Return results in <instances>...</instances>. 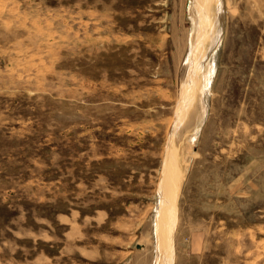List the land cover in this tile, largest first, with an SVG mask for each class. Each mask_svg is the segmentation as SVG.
<instances>
[{
    "label": "rangeland",
    "instance_id": "obj_1",
    "mask_svg": "<svg viewBox=\"0 0 264 264\" xmlns=\"http://www.w3.org/2000/svg\"><path fill=\"white\" fill-rule=\"evenodd\" d=\"M204 1L0 0V264H264V0Z\"/></svg>",
    "mask_w": 264,
    "mask_h": 264
},
{
    "label": "bare ground",
    "instance_id": "obj_2",
    "mask_svg": "<svg viewBox=\"0 0 264 264\" xmlns=\"http://www.w3.org/2000/svg\"><path fill=\"white\" fill-rule=\"evenodd\" d=\"M211 1L213 2V0H211ZM217 1H219V0H217ZM204 2H205V4L203 6H205V10H206V7H207L208 3L210 2V0H206ZM221 2L222 1H220V3ZM200 3H201V1H200ZM216 7H218V5H216ZM222 7H223V3H222ZM199 8H201V7H199ZM216 10H218V9H216ZM202 12H203V10H202ZM219 34H220V28L218 29V31L216 30V35L218 36ZM213 42H214V40H213ZM199 50H200V48H197V51H194L195 56L193 57V60L191 62V70L189 72L190 78L188 79V85L186 86L187 89L185 90V96H184L183 102L186 101L188 103L192 100L193 91H194V89L197 85V82H198V78H196V75H197V73L200 74V71L202 69L201 65L204 62L202 55L201 56L199 55ZM204 57H206V56L204 55ZM184 108H186V107L183 106V109ZM169 165H171V164H169ZM171 188H172L171 190L168 189V192L166 191V188H165V192H164L165 194L162 195V197L160 198V201L158 202L157 219H156V222L154 224L156 237L158 239V236H159V240H160L159 244L164 249L165 255H167L171 251L169 246H170V240H171L172 231H173V227H174V225H173L174 222L172 220L173 219L172 217H173L174 211H175V207H174L175 206L174 205L175 199H173L172 196L168 198V196L173 195L170 193L174 192L175 189L177 188V182L176 181H174V185H172ZM163 227H165V228L167 227L166 228L167 234H164Z\"/></svg>",
    "mask_w": 264,
    "mask_h": 264
}]
</instances>
